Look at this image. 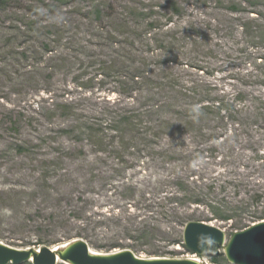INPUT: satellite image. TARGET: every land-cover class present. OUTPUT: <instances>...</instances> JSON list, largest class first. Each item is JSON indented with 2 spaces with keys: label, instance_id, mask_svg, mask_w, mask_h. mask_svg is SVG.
Instances as JSON below:
<instances>
[{
  "label": "rangeland",
  "instance_id": "rangeland-1",
  "mask_svg": "<svg viewBox=\"0 0 264 264\" xmlns=\"http://www.w3.org/2000/svg\"><path fill=\"white\" fill-rule=\"evenodd\" d=\"M0 32L21 36L17 70L0 66L1 244L69 245L82 239L69 238L83 234L84 213L117 205L120 230L87 225L92 251L181 260L192 255L176 244L180 220L227 240L264 222V0H7ZM169 76L184 90L175 129L143 141L114 133L122 117L158 105ZM205 102L207 112L194 110ZM164 112L174 119V103ZM87 128L96 135H81ZM99 129L112 142L98 154ZM126 181L151 200L156 181H169L162 196L206 205L132 212ZM139 224L147 237L135 235ZM207 253L229 264L223 249Z\"/></svg>",
  "mask_w": 264,
  "mask_h": 264
},
{
  "label": "trees",
  "instance_id": "trees-1",
  "mask_svg": "<svg viewBox=\"0 0 264 264\" xmlns=\"http://www.w3.org/2000/svg\"><path fill=\"white\" fill-rule=\"evenodd\" d=\"M7 4V0H0V6L2 8H5ZM21 36H19L18 34H14L11 35V33H1L0 32V51H2V58H4L6 56L8 62H2V60H0V66L5 67V68H10V69H14L17 70L18 68V63H19V54L16 50H20L19 49V44L18 41L20 39ZM24 37V35H23ZM42 48H49V45L45 44H41ZM34 64V63H33ZM36 66V68H42L43 66H41L40 64H34ZM28 71L27 75H30L29 73L32 72L33 67L29 66L28 67ZM35 70V68H34ZM170 70V69H169ZM43 70H39V72H42ZM137 71V70H134ZM171 71V70H170ZM201 71V70H200ZM10 73V72H8ZM14 76H17L20 78L22 77L19 73L17 74H13ZM137 75V76H136ZM127 77V76H126ZM170 77V76H169ZM32 78V77H30ZM143 77H141V75L139 74H133L131 77V80L134 81L137 85H140L142 82ZM170 83H162L157 89V92L154 94L156 97L162 98V100H160V102H158V105H156L154 108L152 109H147L144 112L141 113H136L134 115H130V116H126V117H122L121 119H119V121L115 122V130L116 132L114 133H119V134H129L130 137H139L141 141L143 140H148L149 138H154L157 137L165 132H169L175 129L176 127V118H178V116H182L183 114H181L183 106L181 103V100L178 97V93H181L184 90H181L177 84V81H175L174 79H171ZM191 94L196 95L197 91L193 88H191V90H189ZM158 98V99H159ZM131 99H133V97H131ZM203 101V100H202ZM174 103L175 108H176V112L175 114V120L173 119L172 115L167 114L166 112H164L166 109H169L172 107V104ZM207 103L208 106L202 105L197 107V111L199 112H207L211 106H209L210 104L208 102ZM216 108V107H215ZM217 110L218 112H220L221 107H220V103L217 104ZM221 113V112H220ZM148 120L149 123L147 124L145 120ZM92 127L94 128V126L92 125ZM91 127V129H92ZM88 129V128H87ZM158 130V131H156ZM106 131H108L107 129H99L97 135L99 134V140H101V144H104L106 147L104 149H100L99 152L96 153H104V152H108L107 151V146L110 145V143L112 142V139L110 141V139H108L109 143H106L104 140H102L100 138V135L105 133ZM86 134H90V135H96V133H94V130L92 132H90V129L82 132L81 131V135H86ZM125 135H122V138ZM110 148V146H109ZM171 184L169 181L167 182H163V181H156V184L153 186L152 188V193H154V198L159 195V197H156L155 200H151V199H146V194L148 193H144V192H138L137 188L135 187L134 184H130L127 181L125 182L123 186V189L127 191V193L130 195V197L132 198V202L131 203H126L125 206L127 209H129L130 211H140V207L145 206L146 210H151L153 208V206H158L163 209L165 204H179L180 202L183 203H191L192 205H196V206H205V202H203L198 196H194L190 199H185V198H181V196L178 197H165L162 196V194L164 195V189L167 187V185ZM186 193V192H184ZM187 194V193H186ZM161 203V204H158ZM181 204V203H180ZM124 206V205H123ZM208 207V206H207ZM144 210V211H146ZM120 213L121 212V207L120 206H114L112 211H107L106 213L100 212V213H93V218L88 217V213H84L83 217L84 221H82L81 224V228L83 230V234L87 229V225L90 223L93 224V228L94 230H98V229H117L120 230L121 227V223H120V219L117 217L116 213ZM177 219V217H175ZM227 220H229V218H226ZM190 220L186 221V220H180V225L182 226V228L184 229L185 224L188 223ZM93 231V230H92ZM135 235L138 234L141 237H147L149 235L148 232V227L143 225V224H139V226L135 228L134 231ZM83 234H77L74 237H70L69 239L72 238H77L80 239L82 238L84 241H87V238H83ZM88 242V241H87ZM176 244H179L180 246H182V248H185L183 245V240L181 239L180 242H176ZM88 245L90 247V249L93 250H98L97 248H95L93 245L89 244ZM207 258L209 259V261L212 264H220L219 262V257H217V255H207Z\"/></svg>",
  "mask_w": 264,
  "mask_h": 264
},
{
  "label": "water",
  "instance_id": "water-1",
  "mask_svg": "<svg viewBox=\"0 0 264 264\" xmlns=\"http://www.w3.org/2000/svg\"><path fill=\"white\" fill-rule=\"evenodd\" d=\"M183 244L198 256H203L214 246L224 249L230 264H264V222L253 225L247 230L236 232L229 240L217 227L204 222L191 221L183 230ZM40 250V252H38ZM199 264L187 259H141L130 250L100 254L91 251L88 244L73 240L69 245L56 251L42 247L19 250L0 243V264Z\"/></svg>",
  "mask_w": 264,
  "mask_h": 264
},
{
  "label": "bare ground",
  "instance_id": "bare-ground-1",
  "mask_svg": "<svg viewBox=\"0 0 264 264\" xmlns=\"http://www.w3.org/2000/svg\"><path fill=\"white\" fill-rule=\"evenodd\" d=\"M66 246V245H65ZM65 246H62V247H58V248H55L54 251L60 249V248H64Z\"/></svg>",
  "mask_w": 264,
  "mask_h": 264
},
{
  "label": "clouds",
  "instance_id": "clouds-1",
  "mask_svg": "<svg viewBox=\"0 0 264 264\" xmlns=\"http://www.w3.org/2000/svg\"><path fill=\"white\" fill-rule=\"evenodd\" d=\"M194 110H198V109H194Z\"/></svg>",
  "mask_w": 264,
  "mask_h": 264
}]
</instances>
